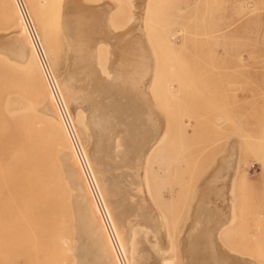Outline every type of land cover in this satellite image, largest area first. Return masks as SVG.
<instances>
[{"label": "rangeland", "instance_id": "374dc122", "mask_svg": "<svg viewBox=\"0 0 264 264\" xmlns=\"http://www.w3.org/2000/svg\"><path fill=\"white\" fill-rule=\"evenodd\" d=\"M27 1L37 8L43 6H40V0H21L40 39L42 24L45 41L53 47V58L48 61L55 76L72 73L70 67L76 56H71L72 48L69 47L72 43L64 33V29L67 30L64 27L68 25L64 18L76 9L98 8L106 12L103 18L108 35H103L95 26L97 30L93 31L99 36L92 38L100 49L99 55L95 52L94 59L100 78L111 80L118 66H127L132 57L128 56L129 60L123 51H130L128 46L138 43L144 50L148 63L141 75L144 79L148 77L143 81L150 95V99L146 95V103L150 102L146 108L152 109L151 117L155 123L159 119L160 125H167V152L172 155L167 157L166 154L164 164L168 166L160 168V180L165 178L167 181L159 180L161 198L158 190L154 194L156 204L153 202L158 218L165 214L168 219H158L165 230L155 227L154 239V234L146 231L148 227L144 226L145 231L138 228L135 264H161L160 255L165 251L163 243H167V237L176 245L172 250L179 252L178 241L182 236H189L194 220L198 223L192 236H199L207 249L210 242L211 251L220 264H231L229 262L234 260L264 264V0H61V4L59 0H46L44 9H38L39 24ZM53 1L59 4L58 7ZM3 4L0 1V14L6 12V9L2 10ZM4 14L0 16V24L3 25V21L10 24ZM5 26V30L0 28V48L6 36L19 31L17 25ZM41 42L44 47L42 39ZM0 55L1 75L3 69L6 73L13 66L9 68L6 64L11 63L10 58L5 61L4 57H9L7 54ZM137 63L143 67L139 59L130 67ZM152 64H156L155 68ZM12 70L10 75H14ZM19 71L15 75L20 74L21 78L23 76L20 79L25 81L23 70ZM134 74L140 77V73ZM5 96L6 93L1 96L2 101ZM78 104L72 105L70 112L73 114L79 108L85 113L90 138L81 137L84 132L75 127L77 133H81V145L92 152L97 135L90 125V109L81 100ZM118 138L116 141H120ZM119 144L113 148L114 159L125 150ZM170 161L174 163L168 164ZM139 165L141 162L133 164L134 167ZM171 165L176 169L175 174ZM168 168L172 171L170 176L166 173ZM170 177L174 179L171 181ZM149 236L155 243L160 240L161 247L157 243L155 247ZM202 256L205 258L203 253ZM175 259L179 262L177 254Z\"/></svg>", "mask_w": 264, "mask_h": 264}, {"label": "bare ground", "instance_id": "6f19581e", "mask_svg": "<svg viewBox=\"0 0 264 264\" xmlns=\"http://www.w3.org/2000/svg\"><path fill=\"white\" fill-rule=\"evenodd\" d=\"M0 1L5 3L2 10L6 9V12L2 13L5 12L4 15L9 16V18L5 16L7 20L5 21L10 23L3 21L0 28L6 24L9 27L17 25L19 30L6 36L0 48V53L9 56H3L5 61L6 58H10L11 63L6 64L10 66L9 68L13 66L14 70L12 72L14 75H10L12 69L7 70L6 73L3 69L0 75V264L137 263L138 228L141 227L143 231L144 226L148 227L149 230L146 229V231L152 236L154 234L155 239L154 228L161 226L158 219L164 217L167 219L163 213V217L159 215L158 218L153 205L156 204L154 194L160 189V181H167L164 180L165 178L160 180V168L167 165L164 163L167 162L166 159L171 153L167 152L168 142L166 143L167 131L165 130L167 125L165 123L160 125L158 118V122L155 123L151 117L152 109L149 111L146 108L150 103H146V95L149 99L150 95L147 94L146 83L143 81H146L148 77L144 79L142 76L145 73V64L148 63L143 48L138 43L134 46L131 43L133 40L130 39L132 44L128 46L130 51L128 49L123 51L126 58L132 57L131 60L128 57L130 61L126 63L127 66L121 68L119 64H115L118 66V71L114 74L116 77L113 76L111 80L100 78V74L97 73L99 71L96 70L98 66L94 65L95 52L98 54L100 49L98 50L99 46L97 47L98 44L96 45L92 38L99 36L93 31L97 28L103 35H108L106 20L103 18L106 12L98 8L87 9L82 6L84 8L70 11L68 16L65 15L64 22L68 25L63 23L64 26L66 25L64 28L68 30L64 29V33L68 34V40L70 39L69 42L72 43L69 47L72 48L71 56L72 58L76 56L72 59L74 61L71 60L72 73L68 76L65 73L55 76L48 61L49 58H53V47L45 41L42 24H40L39 33L45 48L24 6L22 11L18 0ZM27 2L33 18L39 24L41 20L37 19L38 9H44L48 2L40 0L39 4L43 6L41 8L30 4L31 1ZM54 3L56 2L53 1ZM54 5L58 7L59 4ZM77 6L79 5L76 4L75 7ZM110 18L109 16V20ZM27 22L33 24L38 34L44 58L56 79L69 114L71 106L77 105L80 100L89 106L90 125L97 135L95 149L92 152L81 145L79 140L81 133H77L80 128L86 135L81 137L88 139L91 136L85 113L78 108L75 113L70 114V117L113 228L121 259L100 217L75 149L47 87L40 58L29 37ZM7 25L6 28H8ZM138 59L141 60L143 67L140 68L138 63L130 67V64L137 62ZM19 70H23L25 81L21 80L23 76L21 78L20 74L23 75V73ZM18 71L19 76L15 75ZM134 73H140V77H136ZM158 92L154 93L158 94ZM4 93L6 96L2 101L1 96ZM116 138L120 141H116ZM116 144L125 148L123 152L121 147V157L114 151L121 160L113 158V148ZM138 162H141V165L134 167L133 164ZM171 162L173 161L168 164ZM155 165H157L156 168ZM171 167L174 169L173 165ZM170 172L172 173L170 170L166 171L167 175L170 176ZM173 172L175 174L176 169ZM176 174H179L178 171ZM170 178L171 181L174 179ZM167 183L171 185V182ZM176 184L179 186L178 183ZM156 210L158 212V207ZM197 223L194 220L189 236H182L178 241L180 245L178 253L172 250L175 244L171 243L167 237V243H163L166 245L165 251L160 252L161 264L221 263L216 254L212 253L210 242L207 249L201 244L199 236H192ZM162 226H164L163 223ZM168 227L169 225L167 229ZM162 233L161 235H164ZM154 239H150L149 236V240L154 241ZM164 241L166 242L165 239L162 242ZM156 243L155 247H157ZM176 254L179 262H176ZM211 256H214V259L210 260ZM229 263L250 264L238 260Z\"/></svg>", "mask_w": 264, "mask_h": 264}, {"label": "built area", "instance_id": "2783aa9c", "mask_svg": "<svg viewBox=\"0 0 264 264\" xmlns=\"http://www.w3.org/2000/svg\"><path fill=\"white\" fill-rule=\"evenodd\" d=\"M18 2H19L20 7L22 8L23 4H22L21 0H18ZM22 11H23V8H22ZM27 28H28V33H29V37L31 39V42L34 45V47L38 53V56L40 58L41 66L43 69L44 78H45L47 87H48L50 93L52 94V96L54 98V102H55L56 108L58 110L62 124H63V126H64L70 140H71V143L75 149V152H76V155L78 157L82 172H83L84 177H85L87 184L89 186L92 198H93V200H94V202H95V204L99 210L100 217L104 223V226L108 232V235H109V237H110V239H111V241H112V243H113L118 255L120 256V259H121V255L119 252V248H118V245H117V242L115 239V235H114L113 228L111 226L109 217H108L107 212L105 210V207H104L103 201L101 199V196L99 194V191L97 189V186H96V184L92 178V175H91L85 154L82 150V147H81L79 141L77 140L69 111H68L67 107L65 106V103L62 99V96H61V93L59 91L56 79H55L52 71L48 67L47 60H45V58H44V52H43V48H42V45L40 43L38 34L36 33V30H35L32 23L27 22Z\"/></svg>", "mask_w": 264, "mask_h": 264}]
</instances>
